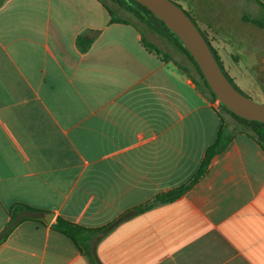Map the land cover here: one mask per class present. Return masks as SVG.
Returning a JSON list of instances; mask_svg holds the SVG:
<instances>
[{
    "label": "crops",
    "instance_id": "obj_1",
    "mask_svg": "<svg viewBox=\"0 0 264 264\" xmlns=\"http://www.w3.org/2000/svg\"><path fill=\"white\" fill-rule=\"evenodd\" d=\"M174 1L217 47L222 31L245 38L234 0L216 12L205 0ZM245 1L264 11V0ZM108 8L115 12L105 0H0V235L13 205L30 208L0 239V264H89L53 227L57 217L106 228L100 264H264V151L248 124L220 108L164 36L111 20ZM258 30L250 53L237 47L263 76ZM219 135L223 148L197 180L154 201L192 179Z\"/></svg>",
    "mask_w": 264,
    "mask_h": 264
},
{
    "label": "trees",
    "instance_id": "obj_2",
    "mask_svg": "<svg viewBox=\"0 0 264 264\" xmlns=\"http://www.w3.org/2000/svg\"><path fill=\"white\" fill-rule=\"evenodd\" d=\"M112 1L117 3L119 6L125 8V9H127V10H129V11L135 13V14H137L152 29H154L155 31L160 33L162 36H164L166 39H168L171 43H173L177 48H179L192 61V63L194 65V67H195V69H196V71H197V73H198L203 85L210 91L211 95L213 97H215L214 93L212 92V90L208 86L205 78L203 77V75H202L197 63L194 61L193 57L190 55V53L188 52L186 47L183 45V43L180 41V39L176 36V34L173 31H171L163 23L162 20H160L151 11H149L145 6H143L142 4L138 3L135 0H112ZM174 3H176V2H174ZM177 5L180 6L179 4H177ZM108 9H109V11H110V13L112 15L111 20H113V21L114 20L122 21V22L125 21V20H122L120 18L115 17L113 11L110 8H108ZM184 11L192 19V21L195 23V25H197L196 21L189 14V12H186V10H184ZM143 12L146 15H151L152 17H154L160 23V25L157 26L156 24H153L152 22H150L145 17V15H143ZM254 22L256 24H258V25L264 26V20L255 19ZM202 35L205 38V40L207 41L210 49L212 50L213 55L215 56V58L217 60L218 56H217L214 48H212V45L210 44V42L206 38V36L203 33H202ZM93 36H91L88 39H86L85 46H83L82 48H85V47H87L89 45V41H91ZM83 39H84V36H80L78 38L79 44L81 43V41ZM143 43L145 44V46L147 48H149L150 50L154 51L155 53H157L161 57H163L165 59H169L170 55L165 53V52H163L159 48H157L154 44L148 42L145 39H143ZM219 106H220V108L222 110L226 111L227 113H229L231 116H233L237 120L241 121L244 124H248V126H249V135L259 144L261 149L264 151V123L259 122V121L244 119V118L234 114L232 111L227 109L220 102H219ZM222 148L223 147L221 145V139H220V135H219V139L217 141H215V143H213L207 149L206 154H205V158H204V160L202 162V165H201L200 169L198 170V172L192 177V179L188 183L183 184V185H181V186H179V187H177L175 189H172L170 191L158 194L155 197L154 201L171 200V199H174V198L180 196L181 194H183L188 189V187L192 183H194L197 180V178L204 172V170H205L210 158L212 157V155L215 152H217L220 149H222ZM27 208H29V207H27L26 205H23V204H15V205H13L11 207V209L9 211L10 222L7 225V228L5 229V231H3V233L0 235V239H2L4 237L5 233L14 224V221L16 219L15 215L17 214V211L23 210V209H27ZM53 227L56 230H58L59 232L65 234L66 236H68L69 238H71L73 240V242L78 247L79 251L87 258L89 264H100V262L97 259L96 253H95V248H96V243H97L98 239L105 233L106 228H100V229L99 228H86V227L80 226L78 224L72 223L71 221L65 220V219H63L61 217H57L56 218L55 223L53 224Z\"/></svg>",
    "mask_w": 264,
    "mask_h": 264
},
{
    "label": "water",
    "instance_id": "obj_3",
    "mask_svg": "<svg viewBox=\"0 0 264 264\" xmlns=\"http://www.w3.org/2000/svg\"><path fill=\"white\" fill-rule=\"evenodd\" d=\"M145 6L173 31L197 63L215 97L234 114L264 123V103L254 101L241 93L227 78L212 53L201 31L172 0H135ZM264 79V74H263ZM51 214V213H49ZM52 215H45L50 222Z\"/></svg>",
    "mask_w": 264,
    "mask_h": 264
},
{
    "label": "rangeland",
    "instance_id": "obj_4",
    "mask_svg": "<svg viewBox=\"0 0 264 264\" xmlns=\"http://www.w3.org/2000/svg\"><path fill=\"white\" fill-rule=\"evenodd\" d=\"M172 1L175 2L174 0ZM224 1L225 0H205L204 4L207 9L211 11L213 10L214 12H216L217 9L222 8ZM234 1L236 4L241 5L240 18L242 19L243 22H246V25H248L247 30H241V31L237 30V33L239 34L238 37L242 35L245 38L242 40L238 39L234 41L229 37L227 38L226 36L227 32L222 31L221 35L223 36L222 37L220 36L219 38L221 47H217V43L215 42V40L217 41V38H215L214 36H210V34L206 32V30L204 33L207 36V39H209L210 44L214 48L218 56V59H221L219 57L220 50L222 54L224 55V61L220 60L222 62L221 64L223 66V70L225 74L227 75V77L234 83L235 87L241 93L250 97L254 101H257L259 103H264V79L260 74L255 75L253 73L251 65L248 64L247 62L248 61L247 56L238 50V47L241 46L242 50L245 51V53L247 54L250 53V51L252 50L251 47L254 44L252 42L253 33L259 31L258 28H264V26L256 24L254 20L255 19L264 20V17H263L264 11L263 9H257L258 11L256 12L252 8L251 9L247 8V4L245 0H234ZM105 2L108 3L113 8V10L115 11L114 15L123 16L127 19L132 20L143 31L144 34H145V31L143 27L145 28L150 27L137 14L119 6L114 1L105 0ZM177 4H181V3L179 2ZM181 8L186 10V7H181ZM186 12L188 11L186 10ZM143 15H145V17L153 24H156L157 26L160 25V23L151 15H146L144 12H143ZM196 26L201 31V28L198 25ZM234 34L235 32L233 31L229 35L230 37H232ZM251 42H252V45H251ZM176 49L179 51L178 52L176 50L178 59L180 61H182L183 58L184 59L186 58L190 61V59L179 48L176 47ZM262 66H263L262 63L260 62L259 67H262Z\"/></svg>",
    "mask_w": 264,
    "mask_h": 264
},
{
    "label": "flooded vegetation",
    "instance_id": "obj_5",
    "mask_svg": "<svg viewBox=\"0 0 264 264\" xmlns=\"http://www.w3.org/2000/svg\"><path fill=\"white\" fill-rule=\"evenodd\" d=\"M213 48V47H212ZM217 62H218V64L220 65V67H221V69H222V71L224 72V70H223V66H222V62L220 61V59H217ZM224 74H225V72H224ZM226 75V74H225ZM227 76V75H226ZM228 78V77H227ZM229 79V78H228ZM230 80V79H229ZM230 82L234 85V83L230 80ZM235 86V85H234Z\"/></svg>",
    "mask_w": 264,
    "mask_h": 264
}]
</instances>
